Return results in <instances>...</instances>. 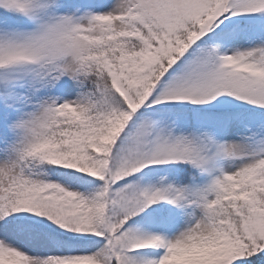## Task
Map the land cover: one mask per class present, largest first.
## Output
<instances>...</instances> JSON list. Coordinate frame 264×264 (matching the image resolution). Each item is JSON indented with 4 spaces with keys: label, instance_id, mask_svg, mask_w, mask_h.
<instances>
[{
    "label": "snow or ice",
    "instance_id": "snow-or-ice-1",
    "mask_svg": "<svg viewBox=\"0 0 264 264\" xmlns=\"http://www.w3.org/2000/svg\"><path fill=\"white\" fill-rule=\"evenodd\" d=\"M0 264H264V0H0Z\"/></svg>",
    "mask_w": 264,
    "mask_h": 264
}]
</instances>
